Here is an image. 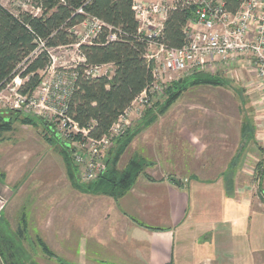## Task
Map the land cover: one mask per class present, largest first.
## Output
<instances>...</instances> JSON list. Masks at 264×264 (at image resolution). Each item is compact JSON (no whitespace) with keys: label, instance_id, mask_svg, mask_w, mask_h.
Returning <instances> with one entry per match:
<instances>
[{"label":"rangeland","instance_id":"rangeland-1","mask_svg":"<svg viewBox=\"0 0 264 264\" xmlns=\"http://www.w3.org/2000/svg\"><path fill=\"white\" fill-rule=\"evenodd\" d=\"M0 6L15 16L20 12L39 14L30 0H0ZM50 55L54 71L65 78L83 62L75 44L52 49ZM206 75L220 85L187 88L168 112L159 115L155 111L156 120L150 125L144 126L142 119L133 122L130 131L136 134L118 158L117 169H123L129 159L137 156L150 163L144 169L148 177L169 174L183 180L190 174L217 176L231 161L229 190L247 197L252 211L264 217L263 93L245 62ZM41 76L42 81L48 79V69ZM188 77L185 73L164 75L163 92L171 83ZM13 85L11 82L0 92L1 116L11 122L10 130L0 135V215L12 231L19 226L23 229L27 263L97 264L84 259L82 242L88 247L98 232L107 236L111 223L107 213L113 211L116 201L71 186L59 141L53 142L54 132L48 126L45 129L36 115L8 107L14 99L9 90ZM165 99L164 94L150 110L161 106ZM24 118L29 124L21 122ZM241 125L252 129L254 143L240 149ZM236 153L240 159H230ZM111 154L112 150L106 153L107 159ZM77 183L88 185L81 183L78 175ZM74 221L83 222L85 227ZM38 241L55 257L42 253Z\"/></svg>","mask_w":264,"mask_h":264},{"label":"trees","instance_id":"trees-1","mask_svg":"<svg viewBox=\"0 0 264 264\" xmlns=\"http://www.w3.org/2000/svg\"><path fill=\"white\" fill-rule=\"evenodd\" d=\"M39 14L20 12L12 15L0 6V91L16 77L21 80L18 92L30 96L42 82L41 73L50 66L48 51L77 43L72 29L86 18L99 20L103 26L91 44H81L78 50L83 62L71 73L76 75L67 102L66 115L88 130V136L100 139L111 125L153 82L152 64L145 58L148 41L137 34V21L132 11L133 0H30ZM225 9L234 13L243 0H221ZM81 10L82 13L77 11ZM190 11L176 8L168 13L159 42L167 48H180L185 44L182 29ZM111 36L115 38L110 39ZM111 64L113 73L108 77L89 78L84 71L89 67ZM219 86V81L206 74H193L181 82L175 81L165 91L162 105L147 109L142 118L144 126L156 120L154 112L163 114L187 88L197 86ZM0 135L10 130L9 118L1 116ZM28 119L21 120L29 124ZM40 120L45 129L49 125ZM51 127V125H50ZM252 133L250 127L244 132ZM136 132L127 131L112 150L111 159L105 158L104 173L93 183L79 185L77 170L72 163L68 149L58 143L65 174L71 186L84 193L102 195L114 201L123 197L133 186L139 175L150 163L134 156L123 169H117L118 158ZM46 142L51 139L43 135ZM253 139V138H252ZM108 155V154H107ZM4 175H1L3 177ZM149 178V177H147ZM23 229L12 231L0 215V264H29L22 247ZM38 245L49 258L55 257L41 241Z\"/></svg>","mask_w":264,"mask_h":264},{"label":"built area","instance_id":"built-area-1","mask_svg":"<svg viewBox=\"0 0 264 264\" xmlns=\"http://www.w3.org/2000/svg\"><path fill=\"white\" fill-rule=\"evenodd\" d=\"M176 8L190 11L182 29L185 44L180 48H167L159 39L168 13ZM132 11L137 21V34L148 41L145 58L148 64H152L153 82L100 139L90 138L87 129L80 128L66 115L76 75L70 73L65 78L56 73L50 51L51 62L47 68L50 76L32 95L18 92L21 80L17 77L9 89L14 96L8 104L10 110L34 114L49 125L59 143L68 149L78 179L83 184L95 182L104 173L106 153L114 142L131 129L134 121L141 120L153 103L164 97L162 84L166 74H208L245 62L254 72L256 87L264 97V0H243L234 13L228 12L221 0H133ZM77 12L82 13L81 10ZM102 26L99 20L86 18L71 30L77 41L75 45L91 44ZM114 38L110 37L111 40ZM112 73L111 64L89 67L84 71L89 78H109Z\"/></svg>","mask_w":264,"mask_h":264},{"label":"crops","instance_id":"crops-1","mask_svg":"<svg viewBox=\"0 0 264 264\" xmlns=\"http://www.w3.org/2000/svg\"><path fill=\"white\" fill-rule=\"evenodd\" d=\"M239 142L240 149L253 142L243 125ZM230 164L217 176L183 180L144 171L107 213V236L98 232L88 247L82 242V256L97 264H264V217L229 190Z\"/></svg>","mask_w":264,"mask_h":264},{"label":"water","instance_id":"water-1","mask_svg":"<svg viewBox=\"0 0 264 264\" xmlns=\"http://www.w3.org/2000/svg\"><path fill=\"white\" fill-rule=\"evenodd\" d=\"M171 180L175 181L173 178Z\"/></svg>","mask_w":264,"mask_h":264}]
</instances>
